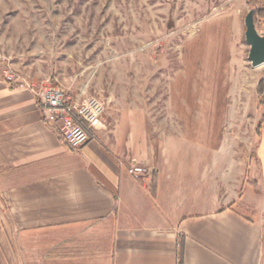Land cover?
<instances>
[{"label":"crops","instance_id":"crops-1","mask_svg":"<svg viewBox=\"0 0 264 264\" xmlns=\"http://www.w3.org/2000/svg\"><path fill=\"white\" fill-rule=\"evenodd\" d=\"M35 98L0 75V264H264V127L239 162L153 139L141 111L74 149ZM66 245L73 256H48Z\"/></svg>","mask_w":264,"mask_h":264},{"label":"rangeland","instance_id":"rangeland-1","mask_svg":"<svg viewBox=\"0 0 264 264\" xmlns=\"http://www.w3.org/2000/svg\"><path fill=\"white\" fill-rule=\"evenodd\" d=\"M261 6L264 0H0V58L15 74L100 103L97 126L112 130L124 112L141 111L147 120L137 121H147L153 139L194 138L239 162L256 151L264 118L255 91L264 67L252 68L244 39L245 17Z\"/></svg>","mask_w":264,"mask_h":264},{"label":"built area","instance_id":"built-area-1","mask_svg":"<svg viewBox=\"0 0 264 264\" xmlns=\"http://www.w3.org/2000/svg\"><path fill=\"white\" fill-rule=\"evenodd\" d=\"M2 61L0 58V75L4 81L13 87L32 92L36 97L44 123L55 125L60 138L71 148L85 147L90 141L87 129L79 124L75 115L88 126V130H97L103 127L102 123L97 126L102 113L101 109H103L97 101H80L79 98H75L73 102L64 88L53 86L50 79L43 82L33 81L25 76L15 74L10 66H4ZM128 174L149 179L154 173L133 163L128 168Z\"/></svg>","mask_w":264,"mask_h":264},{"label":"water","instance_id":"water-1","mask_svg":"<svg viewBox=\"0 0 264 264\" xmlns=\"http://www.w3.org/2000/svg\"><path fill=\"white\" fill-rule=\"evenodd\" d=\"M256 15L257 9H253L249 11L244 20L246 29L244 39L250 48L248 61L254 69L264 66V36L259 33L255 25Z\"/></svg>","mask_w":264,"mask_h":264},{"label":"trees","instance_id":"trees-1","mask_svg":"<svg viewBox=\"0 0 264 264\" xmlns=\"http://www.w3.org/2000/svg\"><path fill=\"white\" fill-rule=\"evenodd\" d=\"M257 21L258 22H261L262 25H264V7H259L258 11H257ZM256 93H257V97L259 98V100L261 101L260 103L263 104V99H264V79L260 80L258 82V85H257V89H255ZM75 119H77L79 121V124H81L85 129H87V131H90L88 130V126L86 124H83V121L80 120V118L75 115ZM264 127V118H262V121L261 123L257 126V128H255V133L258 137L261 136V133H262V129ZM152 186L153 187V193H154V190H155V180L153 179V182H152ZM68 245L66 246H61L59 248H56L55 250H53L50 255H48L50 258H53V259H63V258H69L71 256H73L70 252H68ZM69 254H71V256H68Z\"/></svg>","mask_w":264,"mask_h":264}]
</instances>
